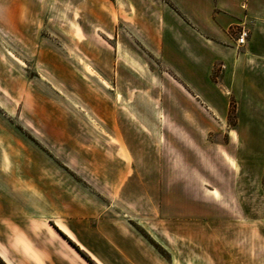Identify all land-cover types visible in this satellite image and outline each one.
<instances>
[{
	"label": "rangeland",
	"instance_id": "obj_1",
	"mask_svg": "<svg viewBox=\"0 0 264 264\" xmlns=\"http://www.w3.org/2000/svg\"><path fill=\"white\" fill-rule=\"evenodd\" d=\"M23 1L11 13L0 0V64L13 73L8 117L22 144L15 190L28 180L21 166L44 167L47 231L40 254L15 235L11 263L98 264L78 239L112 223L137 231L160 264H264V166L256 159L251 171L236 153L264 142L261 88L241 100L235 87H181L139 39L144 29L105 28L87 0H62L40 18L37 1ZM251 32L232 28L234 46ZM247 129L249 141L234 132Z\"/></svg>",
	"mask_w": 264,
	"mask_h": 264
},
{
	"label": "crops",
	"instance_id": "obj_2",
	"mask_svg": "<svg viewBox=\"0 0 264 264\" xmlns=\"http://www.w3.org/2000/svg\"><path fill=\"white\" fill-rule=\"evenodd\" d=\"M36 1L38 8L31 10H37L36 16L40 18L42 12L48 11L47 6H53L56 11L62 0ZM23 2L10 0L7 6L11 7V13L24 11ZM86 7L89 11L105 13V19L101 21L105 28L144 29L139 39L160 56L181 87H225L227 91L235 87L241 100L246 98L248 87H260L264 100V0H87ZM241 25L250 27L252 32L247 45L237 48L231 29ZM55 68L61 79L68 80L64 75L72 74L61 63ZM12 74L8 67L0 64V256L5 264H13L15 235L31 237V249H37L40 254L44 252L47 231L44 167L21 166L28 180L20 181L19 189L15 190L13 157L22 144L15 140L14 123L8 117L13 114L14 105ZM197 95L201 97L200 92ZM25 97L23 94L22 98ZM237 106L241 122L243 105L239 101ZM234 132L244 141L252 137L248 129L244 136L237 130ZM262 137L264 140V135ZM246 145L236 152L245 156L246 163L242 165H249V170L253 171L254 160L259 159L257 169L261 170L264 142L256 149ZM23 192L27 194V200L21 205L16 200L20 193L24 195ZM53 218L48 220L58 224ZM85 221L83 224L87 225ZM102 224L105 225V221ZM107 224L106 228L96 226L86 230L92 241L78 239L98 264H160L158 253L137 231ZM73 229L71 226L72 233Z\"/></svg>",
	"mask_w": 264,
	"mask_h": 264
},
{
	"label": "built area",
	"instance_id": "obj_3",
	"mask_svg": "<svg viewBox=\"0 0 264 264\" xmlns=\"http://www.w3.org/2000/svg\"><path fill=\"white\" fill-rule=\"evenodd\" d=\"M248 38V30L243 29L240 33V36L237 38V42L239 45H244L247 42Z\"/></svg>",
	"mask_w": 264,
	"mask_h": 264
},
{
	"label": "snow or ice",
	"instance_id": "obj_4",
	"mask_svg": "<svg viewBox=\"0 0 264 264\" xmlns=\"http://www.w3.org/2000/svg\"><path fill=\"white\" fill-rule=\"evenodd\" d=\"M0 264H2V262H0Z\"/></svg>",
	"mask_w": 264,
	"mask_h": 264
}]
</instances>
